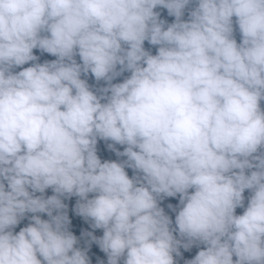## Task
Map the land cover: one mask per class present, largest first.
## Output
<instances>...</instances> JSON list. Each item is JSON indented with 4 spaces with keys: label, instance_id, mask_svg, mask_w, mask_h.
<instances>
[{
    "label": "clouds",
    "instance_id": "9594fccd",
    "mask_svg": "<svg viewBox=\"0 0 264 264\" xmlns=\"http://www.w3.org/2000/svg\"><path fill=\"white\" fill-rule=\"evenodd\" d=\"M0 264H264V0H0Z\"/></svg>",
    "mask_w": 264,
    "mask_h": 264
}]
</instances>
